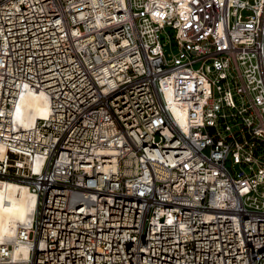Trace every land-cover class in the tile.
I'll list each match as a JSON object with an SVG mask.
<instances>
[{
  "label": "built area",
  "instance_id": "2783aa9c",
  "mask_svg": "<svg viewBox=\"0 0 264 264\" xmlns=\"http://www.w3.org/2000/svg\"><path fill=\"white\" fill-rule=\"evenodd\" d=\"M152 1L0 0V180L37 198L29 264H264V0H215L222 31L194 42ZM30 91L51 112L24 128Z\"/></svg>",
  "mask_w": 264,
  "mask_h": 264
},
{
  "label": "bare ground",
  "instance_id": "6f19581e",
  "mask_svg": "<svg viewBox=\"0 0 264 264\" xmlns=\"http://www.w3.org/2000/svg\"><path fill=\"white\" fill-rule=\"evenodd\" d=\"M176 3L174 6L172 3ZM154 12L166 14L164 5H170V12L179 20L176 25L182 26V21L193 18L195 28V39L210 36L218 38L222 29L219 23H213V18L218 17L219 5L215 0H153ZM189 6V11L184 6ZM188 11V12H187ZM180 34L181 30H180ZM193 41V42H194ZM169 107L175 115L178 123L186 130L195 124V120L189 117L190 107H179L169 94H166ZM51 112L48 96L44 92L24 93L13 110V120L24 128L32 127L37 120L47 119ZM5 148L0 144V157L3 156ZM40 160L35 164L36 171L39 170ZM37 206V198L29 188L21 183L0 180V245L11 244L13 246L10 262L0 264H29L28 246L15 243L20 228L30 226L33 213Z\"/></svg>",
  "mask_w": 264,
  "mask_h": 264
},
{
  "label": "rangeland",
  "instance_id": "374dc122",
  "mask_svg": "<svg viewBox=\"0 0 264 264\" xmlns=\"http://www.w3.org/2000/svg\"><path fill=\"white\" fill-rule=\"evenodd\" d=\"M179 2H181V1H177L176 3H179ZM181 8H185L189 11V6H187V5L184 7H181ZM249 14L250 13H248V12H243L242 16H246ZM180 30H181L182 35L185 38L189 39L190 41H194L196 32H195V28L193 25V18L192 17H189L188 19L182 21V26H181ZM165 33L170 37V45L167 44V39H166V36L164 34L159 36L160 43H162V44L166 43L165 47L163 48L165 53H167L169 55V57H171L172 55H178L179 49L176 46L175 41L173 39L174 35H175V31L169 27H166ZM188 50L190 51L189 46H188ZM180 60H184V57L180 56ZM200 65H201L200 62L195 63L192 65V68L194 70H196L200 67ZM222 129H223V127H222V125H220L219 130H222ZM208 152H209L208 149H206L204 151L205 154H208ZM225 166L227 167L228 173L230 174V176L232 178H236L238 176V174L241 172V170H243L245 172L248 171L246 166H240V165L234 164L231 155H228V157L226 158ZM259 189H262V187H260Z\"/></svg>",
  "mask_w": 264,
  "mask_h": 264
},
{
  "label": "water",
  "instance_id": "95a60500",
  "mask_svg": "<svg viewBox=\"0 0 264 264\" xmlns=\"http://www.w3.org/2000/svg\"><path fill=\"white\" fill-rule=\"evenodd\" d=\"M263 54H264V35H263Z\"/></svg>",
  "mask_w": 264,
  "mask_h": 264
}]
</instances>
